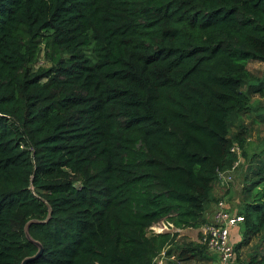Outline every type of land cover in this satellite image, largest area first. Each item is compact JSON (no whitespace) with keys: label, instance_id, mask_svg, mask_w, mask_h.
<instances>
[{"label":"trees","instance_id":"obj_1","mask_svg":"<svg viewBox=\"0 0 264 264\" xmlns=\"http://www.w3.org/2000/svg\"><path fill=\"white\" fill-rule=\"evenodd\" d=\"M251 61H264V0H0V264L36 254L31 220L42 252L27 264H154L164 249L209 262L205 245L149 226L207 223L236 162V261L260 234L244 264H264Z\"/></svg>","mask_w":264,"mask_h":264},{"label":"built area","instance_id":"obj_2","mask_svg":"<svg viewBox=\"0 0 264 264\" xmlns=\"http://www.w3.org/2000/svg\"><path fill=\"white\" fill-rule=\"evenodd\" d=\"M232 151L239 153V148L233 146ZM236 162L231 169L218 171L217 180L222 184L231 181L230 173L233 172ZM160 220L149 226L154 233H162L165 231H178L170 222ZM244 216L240 213L233 212L223 201L217 203L211 219L199 228V239L201 244L205 245L212 260L206 263L193 262L190 264H236V253L234 251V243L231 241V230L242 224ZM154 264H184L175 253H167L162 250L154 259Z\"/></svg>","mask_w":264,"mask_h":264},{"label":"rangeland","instance_id":"obj_3","mask_svg":"<svg viewBox=\"0 0 264 264\" xmlns=\"http://www.w3.org/2000/svg\"><path fill=\"white\" fill-rule=\"evenodd\" d=\"M49 64L47 62H45L44 59V54L41 52L38 55V59L35 65H33V68L37 69L40 66H48ZM248 68L250 71H252L256 76H261L262 73L264 72V61H251L248 64ZM257 96V95H256ZM255 96V97H256ZM258 97V96H257ZM261 101L264 102V96L260 98ZM235 128H233L234 130ZM232 130V131H233ZM254 132V135H253ZM252 132V137L250 139H248V146H247V151L250 154L254 148H255V144L257 143L256 141V131ZM239 160L240 163L243 164V158L241 153H239ZM245 161V160H244ZM240 164V165H241ZM239 165V166H240ZM244 166L240 167L238 172H231V181L228 183H224L223 185H216L215 190H214V195L215 197H217V201H213L211 203V205L209 206V209L207 210V214H209V219L208 221L211 219V216L214 212V210L217 207V203L219 201H223L228 208H230L231 211L233 212H237L239 213L242 210L243 207V197H242V193H241V188L243 186V177H242V172H243ZM264 188V184H260L259 186H257L253 191L252 194H255L258 190H262ZM263 197V195H259V197L257 199H255L256 201H260V199ZM163 220V222H165V219H161ZM160 221V220H159ZM244 230V224H239L238 226L234 227L231 231V239L232 242L233 240L236 242H238L241 239V235L242 232ZM199 228H185V229H178V232L181 235L186 236L187 238L191 239V240H195L197 241L199 239ZM260 235V234H259ZM257 235L252 242L245 248H243L242 250H240L239 253V260L236 261V264H244L246 263V260H248V256L249 254L254 250L255 246L258 245L260 239L258 238ZM234 243V242H233ZM193 263V262H190Z\"/></svg>","mask_w":264,"mask_h":264},{"label":"water","instance_id":"obj_4","mask_svg":"<svg viewBox=\"0 0 264 264\" xmlns=\"http://www.w3.org/2000/svg\"><path fill=\"white\" fill-rule=\"evenodd\" d=\"M50 213H51V212L49 211L48 217L50 216ZM32 221H34V220L29 221V222L25 225L24 231H25V235H26V237H27L30 241H32V242L38 247V251H37L36 254L33 255L32 257H27V258H25V259L22 261V264H27V262H29L30 260H33L34 258H36V257L42 252V246H41V244H40L38 241L33 240V239L30 237L29 233H28V225H29V223L32 222ZM45 221H46V220H45Z\"/></svg>","mask_w":264,"mask_h":264},{"label":"crops","instance_id":"obj_5","mask_svg":"<svg viewBox=\"0 0 264 264\" xmlns=\"http://www.w3.org/2000/svg\"><path fill=\"white\" fill-rule=\"evenodd\" d=\"M231 231H232V230H231ZM231 237H232V236H231ZM231 241H232V239H231ZM233 242L236 243L237 241L235 242V241L233 240Z\"/></svg>","mask_w":264,"mask_h":264}]
</instances>
